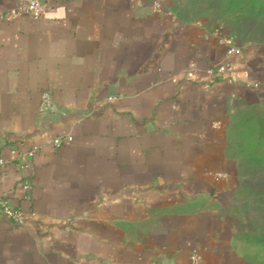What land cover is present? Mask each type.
<instances>
[{"label": "crops", "instance_id": "obj_1", "mask_svg": "<svg viewBox=\"0 0 264 264\" xmlns=\"http://www.w3.org/2000/svg\"><path fill=\"white\" fill-rule=\"evenodd\" d=\"M16 5L0 0V196L23 222L0 209V264H244L222 224L239 171L230 123L264 108V44L171 0H48L10 20ZM226 61L253 85L220 76Z\"/></svg>", "mask_w": 264, "mask_h": 264}, {"label": "rangeland", "instance_id": "obj_2", "mask_svg": "<svg viewBox=\"0 0 264 264\" xmlns=\"http://www.w3.org/2000/svg\"><path fill=\"white\" fill-rule=\"evenodd\" d=\"M188 20H205L241 45L264 44V0H171ZM230 143L239 171L222 224L244 264H264V108L234 116Z\"/></svg>", "mask_w": 264, "mask_h": 264}, {"label": "built area", "instance_id": "obj_3", "mask_svg": "<svg viewBox=\"0 0 264 264\" xmlns=\"http://www.w3.org/2000/svg\"><path fill=\"white\" fill-rule=\"evenodd\" d=\"M155 6H159L160 4L164 3L165 0H151ZM48 0H17V5L6 11V16L8 19H18L23 17L24 15H31L35 18L43 17L48 8H47ZM228 46L230 47L228 51V55H232L234 53H238L239 49L234 44L232 40L227 41ZM218 74L223 78L227 79L233 84H243L252 86L253 84L249 83L248 75L244 72L237 71L233 68L231 63L226 61L219 65L216 69ZM42 110L45 112H55L56 106L52 100L50 93L46 92L43 94L42 97ZM66 140H71L69 137L58 138L54 140L53 145L55 147L61 146ZM38 152L37 148H33L28 153L21 154L19 156L20 162L18 167L20 168L21 174L23 175V182L21 185L22 190L27 193L31 190V185L27 181V172L30 168L32 161ZM5 166V161H0V177L2 168ZM0 209L2 213L8 217L10 220L17 224H21L23 222V214L19 210H15L11 207L10 201L6 198L0 196ZM193 264H200V258L197 255L192 257Z\"/></svg>", "mask_w": 264, "mask_h": 264}]
</instances>
